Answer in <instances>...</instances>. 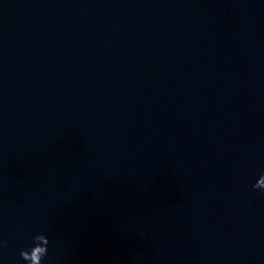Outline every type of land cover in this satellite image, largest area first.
I'll list each match as a JSON object with an SVG mask.
<instances>
[{
  "label": "clouds",
  "instance_id": "obj_1",
  "mask_svg": "<svg viewBox=\"0 0 264 264\" xmlns=\"http://www.w3.org/2000/svg\"><path fill=\"white\" fill-rule=\"evenodd\" d=\"M254 191L259 190L264 193V173H262L256 182L252 185ZM50 240L43 232L33 237L30 248L22 249L20 252L21 259L26 264H44L45 257L48 254V245ZM8 246L6 240H0V250Z\"/></svg>",
  "mask_w": 264,
  "mask_h": 264
}]
</instances>
